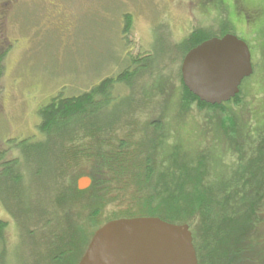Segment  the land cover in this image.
Segmentation results:
<instances>
[{
    "label": "trees",
    "instance_id": "16d2710c",
    "mask_svg": "<svg viewBox=\"0 0 264 264\" xmlns=\"http://www.w3.org/2000/svg\"><path fill=\"white\" fill-rule=\"evenodd\" d=\"M11 1L15 0H5V5ZM233 2L237 16L229 14L234 18L228 19L217 32L195 29L176 45L173 58L182 64L194 48L228 34L239 37L237 24H248L249 41L259 46L257 51L262 57L255 66V52L248 44L254 71L256 67L258 70L264 58V0ZM215 9L222 10V7L216 5ZM132 24L131 15H125V37L132 34ZM8 48L9 42L3 40L0 43V95ZM128 56L129 62L128 59L121 62L122 69L115 77L104 79L90 91L73 97L61 92L53 97L39 112L41 141L18 142L16 149L20 151L13 159H7L9 152H0V204L16 218V227L29 230L37 240H42L41 247L46 241V250L55 254L52 259L46 254L51 264H79L100 228L113 220L141 217L188 225L199 264H264V122L257 126V119L251 113L247 112L249 116L245 119L234 112L242 94L221 106L201 102L185 87L179 68L180 116L186 117L192 107L215 113L211 118V144H208L209 132H203L200 123L191 118L196 122L180 123L182 145L175 146L180 132L169 133L161 117L153 120L151 114L144 111L146 107L154 113L156 100L167 96L164 91L168 84L162 85L169 82L162 68L164 53L157 67L154 66L157 54ZM119 87L129 91V96L119 101L125 107L114 108L108 118L104 112L113 106ZM139 89L142 91L140 102L136 97ZM118 90L123 94L120 88ZM174 112L179 116L178 110ZM141 118H148L151 124H143ZM187 125L193 127L188 130ZM166 133L175 141L163 146L156 144L164 142ZM64 146L70 148L69 163L71 155L76 156L78 162L81 158L85 160L83 169L88 168L86 177L92 180V185L84 192L78 190L76 183L85 174L76 172L80 165L72 164L65 169L55 167L58 159L52 155ZM159 146L170 156H180L179 164L159 162ZM25 182L31 185L42 182L44 188L31 191L36 198L43 189L42 195L51 205L47 210L44 211L41 201L37 202L40 214L26 207L30 189ZM120 187H133L136 192L127 193ZM85 195L89 197L84 199ZM148 203L152 210L143 212L142 207ZM80 208L84 212L89 210L85 221L76 216L75 211ZM41 213V220L35 222V216ZM8 229L9 224L0 220V264H5L8 257ZM90 231L92 236H89Z\"/></svg>",
    "mask_w": 264,
    "mask_h": 264
},
{
    "label": "rangeland",
    "instance_id": "374dc122",
    "mask_svg": "<svg viewBox=\"0 0 264 264\" xmlns=\"http://www.w3.org/2000/svg\"><path fill=\"white\" fill-rule=\"evenodd\" d=\"M233 1L229 0L226 3L225 0L216 2L207 0H15L6 6L5 0H0V43L3 40L9 42L0 95V152H9L7 159H13L20 151L18 147L16 149L18 142L25 139L41 141L39 112L50 103L53 97L61 92L66 97H73L90 91L104 79L115 77L116 72L122 69L121 62L127 59L129 62L130 54H132L130 57L134 58L157 54V61L154 64L157 67L156 64L161 65L160 60L162 61L161 57L164 53L162 68H165L164 77H168L169 82H164L162 85L168 84L164 91L167 96L165 99L156 100L157 111L154 113L145 107L146 114H151L149 116L153 120L161 117L164 128H167L169 133L180 132L179 125L182 121V124H193L197 121L203 132H209L208 144H211L213 137L211 118L215 112L199 111L192 107L186 117L180 116L182 94L177 72L182 64L179 59L173 57L177 52L176 45L182 43L195 29L217 32L221 25H226L228 19L237 16V10H234L236 8L231 5ZM216 5H220L222 10H216ZM125 15H131L133 20L132 34L129 37H125L123 33ZM236 27L239 38L249 44L255 52V66L259 65L258 60L262 57L257 51L259 46L255 47L249 41L250 27L248 24H237ZM262 44L264 45V41ZM127 49H130V52ZM119 88L123 94L120 93ZM119 88L116 90L115 96L118 97L113 106L104 112L108 118L115 111L114 108L125 107L124 104H119V101L129 96V91ZM137 88L136 85L135 90ZM241 92V103L239 106H233L234 112L245 119L249 116L248 113H251L257 119V126H261L264 122V101H261L264 99V58L258 70L256 67L254 75L244 81ZM137 93L136 97L140 102L142 91L139 89ZM174 110H178L179 116ZM144 118H141L143 124H151L148 118ZM186 127L190 130L193 125ZM186 127L184 129H187ZM125 132L127 131L119 133L125 134ZM169 133H166L163 143L159 141L156 144L163 146L174 142ZM182 137L183 133L180 132L175 146L182 145ZM69 149L64 146L58 149L59 153L52 155L58 159L56 169H65L72 164L80 165L76 172L81 171L80 175L85 172L82 176L86 177L89 172L88 168L83 169L85 160L81 158L78 162L76 156L71 155L69 163ZM159 158V162L163 160L174 164L180 162V156L177 154L170 156L163 147L159 152ZM83 177H80L76 183ZM41 183L31 185L25 182L24 184L30 189L26 207L34 214L41 212L38 201H41V205L45 207L44 211L51 206L46 196L44 198L42 195L43 189L36 198L32 195L31 189L37 191L38 187L44 188L41 187ZM71 183L73 184V181ZM123 189L127 193L136 192L133 187ZM86 197L89 195H85L84 199ZM151 207L148 203L146 207H142V211L152 210ZM75 212H77V218L82 221H85L89 214V210L84 212L81 208ZM41 216L42 213L36 215L35 222L38 223ZM15 219L0 204V220L9 224L8 257L5 264H51L46 254L48 253L51 259L55 254H52L49 249L46 250L44 247L46 241H43L44 244L41 247L39 243H42V240H37L33 233H29V230L26 231L22 227L21 230L20 226L16 227ZM92 233L90 231L89 236H92Z\"/></svg>",
    "mask_w": 264,
    "mask_h": 264
},
{
    "label": "water",
    "instance_id": "95a60500",
    "mask_svg": "<svg viewBox=\"0 0 264 264\" xmlns=\"http://www.w3.org/2000/svg\"><path fill=\"white\" fill-rule=\"evenodd\" d=\"M254 73L246 42L228 34L191 50L183 59L185 87L201 102L221 106L241 93L244 81ZM90 178L78 182L84 192ZM79 264H199L193 234L188 225L156 217L113 220L94 235Z\"/></svg>",
    "mask_w": 264,
    "mask_h": 264
},
{
    "label": "flooded vegetation",
    "instance_id": "af4514ba",
    "mask_svg": "<svg viewBox=\"0 0 264 264\" xmlns=\"http://www.w3.org/2000/svg\"><path fill=\"white\" fill-rule=\"evenodd\" d=\"M130 55H132V54H130Z\"/></svg>",
    "mask_w": 264,
    "mask_h": 264
}]
</instances>
